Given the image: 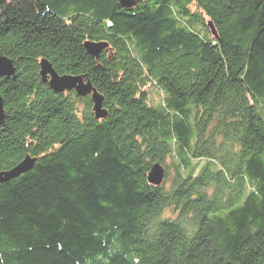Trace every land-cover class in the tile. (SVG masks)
<instances>
[{
	"label": "trees",
	"instance_id": "1",
	"mask_svg": "<svg viewBox=\"0 0 264 264\" xmlns=\"http://www.w3.org/2000/svg\"><path fill=\"white\" fill-rule=\"evenodd\" d=\"M1 56L0 264H264V0H0Z\"/></svg>",
	"mask_w": 264,
	"mask_h": 264
},
{
	"label": "water",
	"instance_id": "2",
	"mask_svg": "<svg viewBox=\"0 0 264 264\" xmlns=\"http://www.w3.org/2000/svg\"><path fill=\"white\" fill-rule=\"evenodd\" d=\"M122 7L133 8L135 7L140 0H118ZM208 26L211 28L214 36H218L216 27L212 21L208 22ZM109 47V43L100 42V43H86V48L88 49L89 54L99 58L102 50ZM16 74V67L14 61L7 57H0V77H11ZM41 75L45 82L49 83L50 87L57 93H64L67 91L75 90L77 95L80 97L91 96L93 101V111L97 119H103L108 116V110L104 107V96L101 95L98 90L95 88L93 83L86 79L84 75H72V74H59L56 69L53 67L52 63L49 60L41 61ZM5 104L3 97L0 94V120L5 118ZM34 166V160L30 157L23 160L20 164L4 173L1 176V179H13L31 170ZM166 169L160 162L153 164L149 175L148 180L151 184L155 186H160L165 179Z\"/></svg>",
	"mask_w": 264,
	"mask_h": 264
},
{
	"label": "rangeland",
	"instance_id": "3",
	"mask_svg": "<svg viewBox=\"0 0 264 264\" xmlns=\"http://www.w3.org/2000/svg\"><path fill=\"white\" fill-rule=\"evenodd\" d=\"M152 96H153V97H152V100H153L155 103L158 102L159 98H158V95H156V92L153 93Z\"/></svg>",
	"mask_w": 264,
	"mask_h": 264
}]
</instances>
